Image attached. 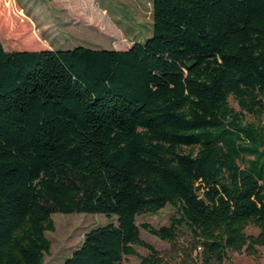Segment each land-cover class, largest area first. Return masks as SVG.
Listing matches in <instances>:
<instances>
[{
    "label": "trees",
    "instance_id": "obj_1",
    "mask_svg": "<svg viewBox=\"0 0 264 264\" xmlns=\"http://www.w3.org/2000/svg\"><path fill=\"white\" fill-rule=\"evenodd\" d=\"M152 6L153 35L128 50L0 42V264H43L55 213L117 218L63 264L136 247L161 264L137 217L168 205V226L142 228L170 243L188 228L205 264L264 246V126L247 122L264 115V0Z\"/></svg>",
    "mask_w": 264,
    "mask_h": 264
},
{
    "label": "rangeland",
    "instance_id": "obj_2",
    "mask_svg": "<svg viewBox=\"0 0 264 264\" xmlns=\"http://www.w3.org/2000/svg\"><path fill=\"white\" fill-rule=\"evenodd\" d=\"M62 1L53 7V0H0V42L28 50H42L50 45L63 50L77 47L113 50L123 47L125 38L144 42L153 35V0H76L69 5L67 0ZM65 19L69 22H64ZM230 102L239 110L234 99ZM247 122L264 126V115L248 116ZM174 215L175 208L168 205L158 214L138 216L141 238L159 251L161 264H205L203 247L200 248L198 238L188 228L181 227L173 243L160 240L142 228L143 224L156 228L168 226ZM52 218L56 230L46 232L52 249L43 264H63L80 247L87 232L117 224L115 216L104 214L55 213ZM246 233L256 237L258 229L250 226ZM246 248L227 251L221 264H264V246H258L255 253L252 249L249 253ZM135 249L138 256L124 257L123 264H141L140 256L150 254L146 248ZM210 264L218 263L212 259Z\"/></svg>",
    "mask_w": 264,
    "mask_h": 264
},
{
    "label": "crops",
    "instance_id": "obj_3",
    "mask_svg": "<svg viewBox=\"0 0 264 264\" xmlns=\"http://www.w3.org/2000/svg\"><path fill=\"white\" fill-rule=\"evenodd\" d=\"M71 1H76V0H67L66 2L68 3V5H69V3L71 2ZM59 3H63V1L62 0H53V2L51 3V5H53V7H54V5H57V4H59ZM80 10L81 9H78V12H80ZM37 16V15H36ZM56 18V17H55ZM54 17H51V20H53V21H59L58 19H55ZM56 21V22H57ZM63 22V21H62ZM64 22H66V23H68L69 21L67 20V19H65L64 20ZM82 22L84 23V24H86V25H88V22L87 21H84V20H82ZM89 26V25H88ZM125 40H126V43L123 45V47H113L112 49L113 50H120V51H123V50H128V49H130L132 46H133V44H134V40H127V38H125ZM5 47H7V48H9V50L10 51H14L15 49H14V47L13 46H11V45H8L7 44V46H5ZM45 49V48H44ZM47 49H52V50H57L56 48H55V46H52V45H50ZM21 50H24V49H21Z\"/></svg>",
    "mask_w": 264,
    "mask_h": 264
}]
</instances>
